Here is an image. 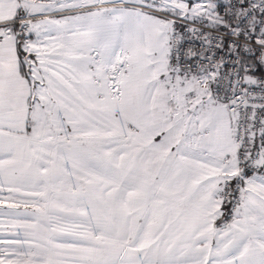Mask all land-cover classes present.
I'll list each match as a JSON object with an SVG mask.
<instances>
[{"label": "snow or ice", "instance_id": "obj_1", "mask_svg": "<svg viewBox=\"0 0 264 264\" xmlns=\"http://www.w3.org/2000/svg\"><path fill=\"white\" fill-rule=\"evenodd\" d=\"M0 264H264V0H0Z\"/></svg>", "mask_w": 264, "mask_h": 264}]
</instances>
